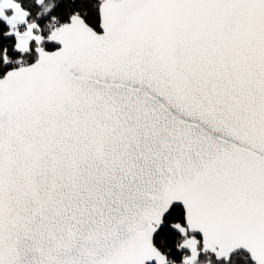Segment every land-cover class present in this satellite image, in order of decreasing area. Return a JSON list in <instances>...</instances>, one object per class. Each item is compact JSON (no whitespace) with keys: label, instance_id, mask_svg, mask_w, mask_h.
Instances as JSON below:
<instances>
[{"label":"snow or ice","instance_id":"1","mask_svg":"<svg viewBox=\"0 0 264 264\" xmlns=\"http://www.w3.org/2000/svg\"><path fill=\"white\" fill-rule=\"evenodd\" d=\"M0 264H264V0H0Z\"/></svg>","mask_w":264,"mask_h":264}]
</instances>
